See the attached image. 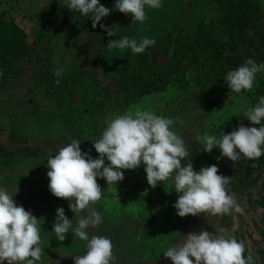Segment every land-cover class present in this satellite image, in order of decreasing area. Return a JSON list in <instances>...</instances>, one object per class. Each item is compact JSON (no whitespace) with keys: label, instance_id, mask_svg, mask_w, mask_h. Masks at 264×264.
<instances>
[{"label":"trees","instance_id":"1","mask_svg":"<svg viewBox=\"0 0 264 264\" xmlns=\"http://www.w3.org/2000/svg\"><path fill=\"white\" fill-rule=\"evenodd\" d=\"M197 1L189 0L186 13L192 11ZM112 3L113 0H103L101 4L112 9ZM209 4L215 6L217 16L203 15L192 33H184L180 26L173 30L165 28L155 45L137 55L135 66L127 56L110 74L105 71L104 61V45L110 36L100 28V23L112 26L115 11L102 17L93 28L90 18L65 8L59 28L73 36L71 45L76 64L66 72L59 71V75H55L58 70L47 33L38 34L31 41L32 28L27 27L25 18H9L0 13V90L42 87L47 99L61 109L60 118L72 135L71 139L63 136L54 141L56 145L78 139L94 150L92 142L97 129L101 132L105 127V121L150 97L190 96L197 90L208 98L202 111L211 114L208 133H228L237 124L258 128L259 125L235 112L239 107L243 111L256 105L258 97L264 95V73L257 74L252 91L239 94L228 88L223 77L248 58L264 62V3L262 0H209ZM83 77L107 96L87 105L88 110L94 106L100 112L101 124L95 127L84 121L70 98L72 87L79 88ZM64 97L68 98L66 105ZM7 132L10 131L0 130V157L48 156L46 150L30 145L21 134L10 132L8 135ZM87 138L90 139L87 141ZM20 140H24L23 143H18ZM243 166V181L251 185L264 168V155L244 160ZM168 189L167 184L157 185L133 200L147 205L148 209L141 212L142 217L150 221V231L142 235L140 229L134 232L135 238H141L146 245L148 253L142 258L145 264H162L166 258L162 252L177 244L192 218L190 214L176 215L172 205L177 193ZM14 199L18 205L25 197ZM244 255H251L254 264H262L246 249Z\"/></svg>","mask_w":264,"mask_h":264},{"label":"clouds","instance_id":"2","mask_svg":"<svg viewBox=\"0 0 264 264\" xmlns=\"http://www.w3.org/2000/svg\"><path fill=\"white\" fill-rule=\"evenodd\" d=\"M62 5L70 12L90 18L95 28L102 17L116 10L130 14L133 24H142L146 20L145 9H159L162 0H114L112 9L100 0H64ZM100 28L110 37L118 32L116 25L100 23ZM155 43V39L148 37L137 39L119 35L118 39L108 40L106 47L109 50L128 49L135 55ZM258 73H264V62L248 58L236 69L227 71L223 79L232 92L239 94L253 90ZM59 74V71L55 73ZM240 114L259 127L239 124L228 133L202 134L197 138L202 151L208 153L218 149L217 160L226 157L232 162L255 160L264 155V95L258 97L256 105ZM177 123L182 121L147 109L125 112L105 121V127L93 140L96 158L81 150L78 139L71 140L47 158L49 192L67 200L69 210L78 218L74 226L64 209L58 207L51 229L55 239L62 242L65 234L71 233L73 238L86 242V250L83 255L73 257V264H117L111 240L102 235H89V229L102 223L101 214L92 207L102 195L97 178H103L107 186H116L123 180L121 170L136 169L141 164L147 184L152 188L171 181L170 189L177 193L172 206L179 217L201 213L207 217L244 214V209L227 191L232 177L218 174L216 165L196 171L190 160H186L182 166L181 161L189 156V149L175 129ZM16 192L17 189L10 192L0 186V264H39L38 219L17 205ZM244 252V243L236 240L227 227H221L215 228L214 233L203 229L198 233L189 232L162 253L172 264H254L252 256H245Z\"/></svg>","mask_w":264,"mask_h":264},{"label":"rangeland","instance_id":"3","mask_svg":"<svg viewBox=\"0 0 264 264\" xmlns=\"http://www.w3.org/2000/svg\"><path fill=\"white\" fill-rule=\"evenodd\" d=\"M102 1L100 0V3ZM63 3L64 0H0V13H5L9 18H25L27 27L32 28L31 41H34L38 34L46 32L54 51L56 69L66 72L74 67L76 61L73 58L74 49L71 45L73 36L59 28L66 8L62 5ZM113 4L114 0L112 8ZM189 4V0H162V6L159 9H145L146 20L142 24H133L130 14L126 15L116 10L113 25L118 27V32L116 35L109 37L108 40L118 39L119 35L137 39L148 37L157 40L163 34L165 28L173 30L176 26H180L184 33H192L203 15L217 16L218 12L215 6L209 4V0H198L192 11L186 13L185 9L189 7ZM106 43L104 45L106 73H113L127 56L133 66H135L138 54L133 55L128 49L109 50L106 47ZM72 88L70 98L73 101L75 110L84 118L86 123L93 127L97 123L101 124L102 119L99 110L94 106L91 107V110H88L87 105L106 99V94L91 84L86 77L82 78L79 88ZM12 93L14 94H9L11 100L9 109H16L14 102H12L13 100L20 102L18 103V108L21 116L17 115L18 121L20 117V127L16 128L15 124H13L14 118L17 116L12 114L11 117L8 111L3 110L0 111L1 130L21 134L30 145L40 146L46 150L47 158L54 155L61 147L67 144L65 142L61 143V145L54 143V141L56 142L63 136L71 139L72 135H70L69 130L60 118L62 115L61 109L54 101L47 99L42 87L26 89L17 93L13 91ZM5 94L6 92H3L1 97L6 96ZM164 95L163 97H150L143 102H139L127 112L132 113L137 109H147L158 115L182 121V123L175 124L176 131L184 138L189 149V156L181 161L182 166L186 160H190L196 171L201 167L216 165L218 174L230 177L235 175L234 178L232 177L231 182L235 177L238 178L241 173L242 160L240 162H232L226 157H221L217 160L220 155L219 150L213 149L211 152L205 153L197 140L202 134H210L207 129L212 125V121H210L211 114L202 112L208 99L207 96L199 90L190 96L177 95L174 97L169 94ZM1 101L2 99H0V108H2ZM67 103L68 98L64 97V105ZM239 112H241V107L237 109L235 115H239ZM240 115L243 119L245 118L243 114ZM241 120H239V123H241ZM238 125H235L234 129ZM10 132H7V134ZM97 132L98 136L100 134L99 129H97ZM90 138L86 140L88 141ZM23 141L20 140L18 143H23ZM7 142L11 141L8 140ZM87 147L88 145L85 141L84 143L80 141L81 150L88 151L93 158H96L98 154L95 150ZM11 158L15 159L16 156ZM11 158L9 163H13ZM47 158L42 157L39 160L25 158L24 163H20L18 166H9V172L18 171L23 176H21L19 184L12 182L14 187L7 189H17L16 193L25 197V200H21L22 204L18 205L23 206L25 210L30 211L38 219L37 223L40 227L41 236V259L39 264H73V257L83 255L86 250V242L73 238L71 233H66L65 240L62 242L55 239L51 229L54 223L55 210L58 207L64 209L65 216L71 219V223L74 226L78 218L69 210L67 200L57 198L49 192L47 187L48 177L46 175L48 170L46 167ZM105 162L108 163L107 161ZM29 167L31 168L29 169ZM143 168L144 166L141 164L136 169L121 170L123 172V180L118 181L116 186H107L103 178H97V183L102 189V195L100 200L92 207L101 214L102 223L95 228L89 229V235H102L111 240L112 251L117 258V264H145L142 258L148 253L146 245H143L141 238H135L134 233L140 229V235H142V233L145 234L150 231L151 228L149 219L147 217L146 219L143 218L141 212L142 210H148L147 205L133 202L136 196L148 192L151 188L147 184L146 173ZM5 169L6 166L0 164V186L3 183L1 173ZM161 183L158 186L164 187L167 184L171 188V181ZM235 185L237 186V183ZM257 185L258 183L255 184V188H257ZM168 190L171 191L173 189ZM227 191L234 196V188H231V183ZM250 195H252L251 192ZM176 198L177 195L174 196V202ZM245 203L243 206V219L247 226L243 225L241 215L238 216L239 225L235 226V224L232 225L230 222L228 225V221L223 220L225 215L207 217L201 213L199 216H192L178 242L189 232L198 233L203 229L214 233L215 228L227 227L230 234L236 240L242 241L245 249L264 264V213L262 208L255 204L253 200ZM239 226L244 227V234L238 232V235H236V232L241 230ZM242 237L245 239H242ZM163 262L162 264H172L169 258H165Z\"/></svg>","mask_w":264,"mask_h":264},{"label":"flooded vegetation","instance_id":"4","mask_svg":"<svg viewBox=\"0 0 264 264\" xmlns=\"http://www.w3.org/2000/svg\"><path fill=\"white\" fill-rule=\"evenodd\" d=\"M243 165H244V160L242 159L241 166H240V169H241L240 176L238 178L235 177V179L237 180L236 182H235V179L232 180L231 182V188L232 189L234 188V197L236 201L239 202L242 208L245 202L253 200L255 204H257L258 206L262 208V212L264 213V168H262L258 172V175H257L258 179L254 181L253 183H251V185H247L243 181L244 179L243 177L244 166ZM234 176L235 175H233L232 177L234 178ZM236 183H237V186L235 185ZM256 183H258L257 188H255ZM250 192L252 193V195H250ZM239 215L241 214H231V215L225 216L226 220L228 221V225H229V222L232 225L235 224V226H237V224L239 225V220H238ZM243 215H241L242 221L244 223L243 225L247 226V223L245 224L244 222L245 220L243 219ZM240 229L241 230L236 232L237 233L236 235H238V232H241L242 234H244V227H240ZM242 239H245V238L242 237Z\"/></svg>","mask_w":264,"mask_h":264},{"label":"crops","instance_id":"5","mask_svg":"<svg viewBox=\"0 0 264 264\" xmlns=\"http://www.w3.org/2000/svg\"><path fill=\"white\" fill-rule=\"evenodd\" d=\"M37 88H35V89H37ZM26 89H32V87H28V88H25V89H15V90H0V99H2V101H1L2 108H0V111H3V110L8 111V114L11 117H12V114L14 116H17V115L18 116H21L20 115V109L18 108L19 107V104L18 103H20L19 101L13 100L12 102H14L13 104H14V107L16 109H13V110H10L9 109V105L11 104L10 103L11 100L9 98V94H14V93H12L13 91H15V93H17L18 91H21L22 92V91H24ZM3 92L4 93L6 92V94H5L6 96L1 97L2 94H3ZM18 116L15 117L14 118V121H13V124H15L16 128L20 127V117H19V121H18ZM11 131H13V130H11ZM15 156H16L15 159H12L11 157H0V164H4L6 166V169L5 170H2V173H1V178H3V183L1 185L3 187H5L6 189L7 188L14 187V184H19L20 178H21V176H23V175H20V172H18V171H16V172L10 171L9 172V166H11V167L18 166L20 163H24L25 158L31 159V160H33V159L34 160H39V159L42 158V157H26L24 155H22V156L21 155H15ZM10 158L12 159L13 163H9ZM45 158H47V157H45ZM9 164H11V165H9ZM12 182H14V184H12ZM7 190L10 191V192H15L14 189H7ZM14 197H23V195L21 196L18 193H16Z\"/></svg>","mask_w":264,"mask_h":264}]
</instances>
